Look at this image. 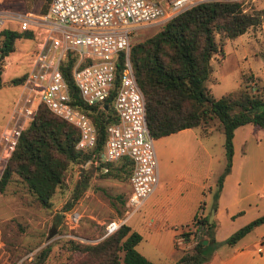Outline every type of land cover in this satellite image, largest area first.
Masks as SVG:
<instances>
[{
	"label": "trees",
	"instance_id": "obj_1",
	"mask_svg": "<svg viewBox=\"0 0 264 264\" xmlns=\"http://www.w3.org/2000/svg\"><path fill=\"white\" fill-rule=\"evenodd\" d=\"M260 22V11L245 10L238 2L202 1L168 18L156 31L132 42L129 48L133 74L144 99L146 126L153 138L186 127L205 130L216 126L223 133L226 162L217 179V190L213 193V208L216 206L222 175L229 170L234 128L250 123L254 129L264 131V81L261 84L254 83V90L249 91L247 82L253 74L241 73L236 89L215 97L205 85L211 70L210 59L220 50L226 38H233ZM32 34L29 29L16 30L4 26L0 31V58L13 50L16 39L31 37ZM75 60L76 55L72 51L66 52L59 69L67 85L69 102L88 114L95 127L93 149L76 148V127L38 103L0 173V191H4L10 182H17L44 208H50L54 195L64 188L65 173L70 166L76 164L83 170L92 165L88 163L82 166L87 159L99 160L105 125L116 121L111 103L115 87L101 106L97 103L86 104L70 76ZM23 77L21 75L13 81L20 83ZM117 81L116 71L115 85ZM98 164L100 176L117 179L127 178L131 168L127 156L113 161L99 160ZM90 169L91 166L75 181L73 198L87 187ZM118 199L123 205L124 200L119 196ZM111 204L117 213H121L114 202ZM60 217L56 215L54 222H58ZM262 222L264 211L232 231L223 242L232 245ZM191 223L202 230V235L171 264H200L218 243L213 237L214 222L207 221V214L197 219L194 215ZM140 239L141 235L126 221L94 242L68 237L62 240L57 264H158L136 250L135 245ZM50 250L49 244L41 247L30 264H42Z\"/></svg>",
	"mask_w": 264,
	"mask_h": 264
},
{
	"label": "rangeland",
	"instance_id": "obj_2",
	"mask_svg": "<svg viewBox=\"0 0 264 264\" xmlns=\"http://www.w3.org/2000/svg\"><path fill=\"white\" fill-rule=\"evenodd\" d=\"M2 3L13 12L24 9L21 0H2ZM47 3L48 0H27L26 7L42 11ZM243 7L248 11H260L261 22L233 38H226L220 50L212 55L205 85L215 97L236 89L241 73L256 74L247 82L249 91V86L254 88V83L264 81V0H256ZM8 25L18 29L14 22ZM158 27L157 24L140 27L131 35V43L145 38ZM215 39H218L217 34ZM34 44L33 38L20 37L15 41L13 50L0 58V130L20 91V83L13 79L26 73ZM240 133L232 138L233 170L224 184L223 178L229 170L222 175L218 189V192L222 188L223 193L233 191L239 196L240 211L226 216L221 225L222 228L225 226L224 231L227 228L234 231L264 211V132L257 136L252 131L244 139L239 137ZM223 142V133L216 126L205 130L188 127L180 134L153 138L157 170L155 189L138 209L125 218L126 223L141 235L135 245L136 250L151 261L173 263L202 235V230L191 222L173 226L166 221L167 214L172 206V192L184 190L188 178L198 180L200 198L203 197L206 204L212 203L213 193L218 187L217 179L226 162ZM98 165H90L87 187L76 198L72 196L74 183L90 166L83 170L76 164L70 166L65 173L64 188L54 195L50 208L42 207L17 182H10L4 191H0V264H30L34 254L47 244L51 250L42 264H57L63 239L71 237L85 242L97 241L103 236L104 223L112 218L124 217L127 178L100 176ZM118 196L124 200L123 205H120ZM111 202L121 213L115 211ZM72 212L73 216H77L76 221L68 218ZM56 215L61 217L55 223ZM49 229H52V234L47 237ZM174 231L183 236L182 244L174 245L171 235ZM260 236L264 237V222L253 226L232 245L224 243L225 237L219 234L215 239L218 242L216 247L200 264H264V249L254 245Z\"/></svg>",
	"mask_w": 264,
	"mask_h": 264
},
{
	"label": "built area",
	"instance_id": "obj_3",
	"mask_svg": "<svg viewBox=\"0 0 264 264\" xmlns=\"http://www.w3.org/2000/svg\"><path fill=\"white\" fill-rule=\"evenodd\" d=\"M202 1H234L243 6L256 0H48L46 9L38 12H13L1 8L0 31L7 21H14L19 30L32 31L35 47L20 82V91L0 130V173L38 103L76 127V148L93 149L95 127L88 114L69 102L67 85L59 69L66 52L72 51L76 60L70 76L86 104L101 106L115 87L111 103L116 121L105 125L99 160L113 161L127 156L131 168L127 177L124 217L104 223L103 236L126 221L125 218L139 208L157 182L153 137L146 126L143 95L128 56L131 35L142 26L160 25ZM116 71L118 81L115 85ZM99 160L87 159L82 166L97 165ZM73 215L74 212L68 214V218L76 221L77 216ZM199 216L200 211H197L195 219ZM174 241L180 245L184 238L175 234ZM260 243L264 249V238Z\"/></svg>",
	"mask_w": 264,
	"mask_h": 264
},
{
	"label": "crops",
	"instance_id": "obj_4",
	"mask_svg": "<svg viewBox=\"0 0 264 264\" xmlns=\"http://www.w3.org/2000/svg\"><path fill=\"white\" fill-rule=\"evenodd\" d=\"M21 1L23 2V6H24V9L21 11L28 10L26 7L27 0H21ZM1 8L7 9V8H5L4 4L2 3V0H0V9ZM21 11H17V12H21ZM35 11H40V10H35ZM9 22H14V21H7L5 23V27L10 28V29H14L13 27L8 25ZM16 30H18V29H16ZM30 38H33L34 43H35V38H34L33 34ZM253 75H256V74L253 73ZM187 129H188V127L182 128V129H179L178 131L169 133L167 135L180 134V133L185 132ZM240 131H241V133L239 134V137H243V139L248 138V135L252 131L257 136H261V134L264 132L261 129H254L250 123H245V124L239 125V126L234 128L232 138H234L236 134L238 135V132H240ZM233 166H234V159L232 158L230 166H229V171L225 175V177L223 178V181H222L223 184H224V181L228 178V174H230L232 172ZM238 176H239V174H238ZM234 178L237 179V177H234ZM186 181H187V187L183 188L184 190L180 189V190H174L172 192V194H173L172 206H170V208H169L166 221H168V223H171L173 226H175L177 224L185 225V224L190 223L192 221L193 216L196 214L197 211H200V215L202 216L205 214L208 215V213L211 210H213V214L211 217V220H213V222H214L213 237H214V239H216V237H219V234L223 238L226 237L230 233V231H232L231 230L232 228H227V230L224 231L223 229L225 228V226L222 228L221 225L225 222L226 216H228L230 214L232 215L233 211H240V208L238 206V198H239L238 194L233 192V191L223 193L224 191L221 188V190H219V192L217 194L216 206H215V208H213L211 201L206 204L204 198L203 197L200 198V195L198 193V185H199L198 180L188 178ZM154 189H155V187H154ZM154 189H153V191H154ZM130 227L132 229L136 230L132 226H130ZM155 227H157V226H155ZM175 234H176V232L174 231V233H172L171 235H173V237H174ZM263 238H264L263 236H260L256 240L254 245L257 244L258 248L263 249L261 247V243H260V240Z\"/></svg>",
	"mask_w": 264,
	"mask_h": 264
},
{
	"label": "water",
	"instance_id": "obj_5",
	"mask_svg": "<svg viewBox=\"0 0 264 264\" xmlns=\"http://www.w3.org/2000/svg\"><path fill=\"white\" fill-rule=\"evenodd\" d=\"M106 106V105H105ZM212 214H213V210H211L208 215H207V221L209 222L211 220V217H212ZM52 229H49L48 232H47V237L51 236L52 234Z\"/></svg>",
	"mask_w": 264,
	"mask_h": 264
}]
</instances>
